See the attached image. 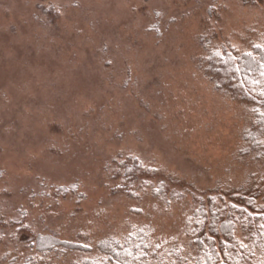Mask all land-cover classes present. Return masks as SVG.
Returning <instances> with one entry per match:
<instances>
[{
    "label": "rangeland",
    "instance_id": "rangeland-1",
    "mask_svg": "<svg viewBox=\"0 0 264 264\" xmlns=\"http://www.w3.org/2000/svg\"><path fill=\"white\" fill-rule=\"evenodd\" d=\"M263 41L264 0H0V264H82L141 227L167 263L193 251V194L264 172L206 57ZM133 160L158 174L128 181Z\"/></svg>",
    "mask_w": 264,
    "mask_h": 264
},
{
    "label": "trees",
    "instance_id": "trees-1",
    "mask_svg": "<svg viewBox=\"0 0 264 264\" xmlns=\"http://www.w3.org/2000/svg\"><path fill=\"white\" fill-rule=\"evenodd\" d=\"M206 69L217 88L250 108L252 119L242 133L244 145L239 155L264 167V41L247 51L211 49ZM128 163V181L137 182L159 172L137 160ZM249 176L248 181L234 188L193 194L194 207L186 222L193 251L185 255L176 251L174 263L166 262L150 239L148 228L141 227L123 238L100 241L99 253L82 264H264V172L259 177L253 172ZM169 182L160 181L156 195L184 197L183 191L174 187L178 183ZM37 244L41 252L65 245L59 239L41 235Z\"/></svg>",
    "mask_w": 264,
    "mask_h": 264
}]
</instances>
